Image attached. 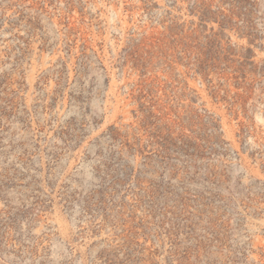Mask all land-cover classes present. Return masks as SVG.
<instances>
[{"label": "rangeland", "instance_id": "obj_1", "mask_svg": "<svg viewBox=\"0 0 264 264\" xmlns=\"http://www.w3.org/2000/svg\"><path fill=\"white\" fill-rule=\"evenodd\" d=\"M0 264H264V0H0Z\"/></svg>", "mask_w": 264, "mask_h": 264}]
</instances>
